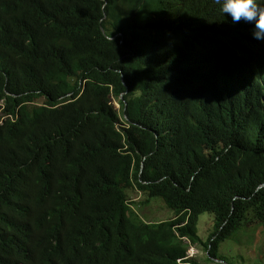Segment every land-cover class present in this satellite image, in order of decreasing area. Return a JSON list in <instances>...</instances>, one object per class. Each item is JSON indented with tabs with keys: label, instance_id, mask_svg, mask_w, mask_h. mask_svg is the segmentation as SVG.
Masks as SVG:
<instances>
[{
	"label": "trees",
	"instance_id": "trees-1",
	"mask_svg": "<svg viewBox=\"0 0 264 264\" xmlns=\"http://www.w3.org/2000/svg\"><path fill=\"white\" fill-rule=\"evenodd\" d=\"M209 2L0 0V264H230L264 232V72Z\"/></svg>",
	"mask_w": 264,
	"mask_h": 264
},
{
	"label": "clouds",
	"instance_id": "clouds-1",
	"mask_svg": "<svg viewBox=\"0 0 264 264\" xmlns=\"http://www.w3.org/2000/svg\"><path fill=\"white\" fill-rule=\"evenodd\" d=\"M209 1H210L209 4H211L215 8L218 17H220L223 20V22L221 23L223 25L225 24L227 28L232 29L233 27L231 36H233V34H236L238 36L237 42L234 43L235 46L234 50L235 51L237 50V52H240V54L243 53V56L246 55L253 56L254 60L252 61V63L254 67L260 70L261 72H264V0H209ZM250 64L251 62L245 65H250ZM243 66L232 65V67L237 69L238 71L224 70V69H229L231 67V65L229 64V66L226 68L222 67L221 72L223 73V75H226L227 79L248 77L250 75V69L246 66L244 67ZM1 118H2V112H1ZM126 119H128V117ZM1 122L3 124L4 120L1 119ZM261 188H263V186ZM134 210L136 211L135 208ZM187 242L188 244L191 245L189 257L187 260H196L194 257H191V251L194 247L198 245L196 246L192 245L190 240H187ZM205 251L210 258L211 257L210 253L207 250ZM210 259L212 260V262L215 263L227 264L226 262H222V260L220 261L214 258L213 259L210 258ZM187 260H181L180 263L185 264Z\"/></svg>",
	"mask_w": 264,
	"mask_h": 264
},
{
	"label": "rangeland",
	"instance_id": "rangeland-1",
	"mask_svg": "<svg viewBox=\"0 0 264 264\" xmlns=\"http://www.w3.org/2000/svg\"><path fill=\"white\" fill-rule=\"evenodd\" d=\"M44 104V101H40ZM118 110L122 109L119 100H115ZM1 118V112H0ZM2 119V118H1ZM143 197L141 193L136 191L133 193L131 200L134 203L141 201ZM162 201V200H159ZM152 203L150 205H154ZM135 208L140 218L150 223H155L162 219H167L170 214L175 215L174 211H169L164 204L156 203L154 206ZM264 232L259 228H253L246 233H239L232 240H228L223 244L221 255L224 256L230 264H264V238L261 237ZM206 241V236H202ZM203 246H196L191 251V257H194L202 264H220L211 262L208 254Z\"/></svg>",
	"mask_w": 264,
	"mask_h": 264
},
{
	"label": "water",
	"instance_id": "water-1",
	"mask_svg": "<svg viewBox=\"0 0 264 264\" xmlns=\"http://www.w3.org/2000/svg\"><path fill=\"white\" fill-rule=\"evenodd\" d=\"M123 99H124V96H123ZM126 118H127V116H126Z\"/></svg>",
	"mask_w": 264,
	"mask_h": 264
}]
</instances>
